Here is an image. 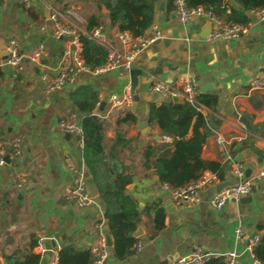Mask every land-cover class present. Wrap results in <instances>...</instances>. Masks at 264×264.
<instances>
[{
    "label": "crops",
    "instance_id": "1",
    "mask_svg": "<svg viewBox=\"0 0 264 264\" xmlns=\"http://www.w3.org/2000/svg\"><path fill=\"white\" fill-rule=\"evenodd\" d=\"M50 1L60 9L72 7L84 27L88 18L95 16L105 38L120 46L113 36L117 28L110 26L108 10L99 0ZM167 1L156 0L154 22L161 30V38L134 59L132 68L142 71L135 88L139 102L135 111L129 109L135 115L134 121L126 123L120 121L126 109L109 111L108 99L125 89L130 92L129 70L115 69L95 76L82 72L63 89L47 92L42 75L49 79L54 74L68 46L67 39L54 37L48 9L41 1L34 0L25 8L21 0H0V57H6L9 37L18 41L23 52L32 51L40 42L46 50L40 64L24 59L18 67L0 66V149L8 158L0 166V264L31 262L40 256L35 249L40 238H45V249L53 243L49 238L55 237L61 247L70 246L75 251L89 249L100 233L105 238L108 235L112 242L104 219V203L84 165L82 148L73 134L59 127L61 119H79L71 93L85 86L97 93L93 113L104 121L105 151L113 156L123 174L130 176L125 192L135 199L140 210L135 230L142 244L140 251L120 260L114 256L111 244L102 264H164L189 254L196 246L216 253L234 250L239 254V264H252L247 238L262 234L264 186L255 185L243 200L230 199L221 208H215L211 199L223 187L238 181L235 164L245 178L264 167V89L250 88L251 79L264 69V20L247 13L245 34L235 39H212L214 25L210 20L198 18L183 23L174 9L166 10ZM161 2L163 10H159ZM225 2L233 5L232 0ZM180 76L195 78L200 93L216 99L202 113L218 126L199 127L201 133L210 130L200 158L217 164L221 177L198 189L197 201L192 203H176L155 171V161L161 156L170 158L173 144L181 136L162 134L155 123L148 121L151 105L170 101L150 91L149 86L157 80L174 81ZM240 117L252 130L244 126ZM194 122L193 119L184 138L192 136ZM16 139L20 155L11 158ZM66 157L85 170L86 186L96 200L95 206L81 208L63 197L64 187L72 180ZM202 173L214 172L206 169ZM156 210L162 213L160 229L154 225ZM99 222H103L100 233L96 227ZM237 227L241 236L236 234Z\"/></svg>",
    "mask_w": 264,
    "mask_h": 264
},
{
    "label": "built area",
    "instance_id": "2",
    "mask_svg": "<svg viewBox=\"0 0 264 264\" xmlns=\"http://www.w3.org/2000/svg\"><path fill=\"white\" fill-rule=\"evenodd\" d=\"M34 0H21L25 8H29ZM48 9V20L51 23L53 35L56 38H66L68 46L64 49L55 67L54 74L47 79L42 75L44 80V89L47 92H56L67 84L73 83L75 78L82 72H87L92 75H100L111 70L120 69L128 71L132 68L136 55L149 44L161 38V30L156 22H153L142 36H133L127 30L116 29L114 31V38L119 42L120 46L116 47L105 38L103 26L99 25L87 31L83 25V21L78 18L72 7L60 9L54 5L50 0H39ZM174 13L177 18L185 23L198 18H205L210 20L214 27L211 32V38L235 39L247 31L248 22L236 23L229 22L218 16L211 8L203 5L188 7L184 0H173ZM229 12V8H226ZM249 14L259 20H264V7L254 8L248 11ZM43 28V27H42ZM81 36H86L102 46L106 52L104 62L94 68H90L84 63L82 58V44ZM6 57H0V66L7 64L10 66H20L24 59L31 61L33 64H40L42 57L46 54L45 46L40 42L35 49L29 52L21 51L18 41L14 37H9L5 43ZM250 88L253 90L264 89V69L262 73L253 77L250 81ZM150 91L157 93L163 99L179 98L203 113L205 105H203L198 96L200 94L199 85L195 78L180 76L174 81L157 80L149 86ZM132 104V96L128 89L122 93H113L108 99L109 111L116 109H130ZM59 127L64 132L73 134L77 138V143L80 148L83 147V136L80 127L79 119L76 117L70 119H61ZM218 142L222 140L218 138ZM20 155V143L16 139L13 141V152L10 154L11 158H17ZM5 158L0 149V166L4 165ZM65 165L71 172V183L66 185L62 191L63 197L81 208H90L96 205L94 196L89 192L86 186V173L82 167L77 166L70 158H65ZM234 175L238 181L234 184L227 185L218 191L211 199V204L215 208H221L228 200H238L242 197L248 196L253 192L255 185L264 186V167L260 169L253 177L245 178L243 171L238 164H235ZM218 180L216 173H202L200 176L182 186L171 187L168 184H163V187L169 192L171 198L176 202H196L198 196V189L205 185L211 184ZM23 179L17 184L21 186ZM96 227L101 232L103 222L97 223ZM237 236L242 235L239 227L236 228ZM260 234H254L247 238L246 249L250 252L252 257V264H264L255 259L253 255V247L258 242ZM53 243L48 249L44 248L45 238H40L35 249L39 253L41 260L47 255L45 264H58L60 244L55 237L49 238ZM141 242L137 241L134 244L133 250L140 251ZM92 257V264H102L108 258V246L106 238L100 233L96 243L89 247ZM45 254V255H44ZM239 254L236 251H228L226 253H216L211 250H204L201 247H194L192 251L185 255L178 257L176 260L166 262L164 264H205L211 258L221 257L226 264H239Z\"/></svg>",
    "mask_w": 264,
    "mask_h": 264
},
{
    "label": "trees",
    "instance_id": "3",
    "mask_svg": "<svg viewBox=\"0 0 264 264\" xmlns=\"http://www.w3.org/2000/svg\"><path fill=\"white\" fill-rule=\"evenodd\" d=\"M188 7L203 5L211 8L218 16L229 22L246 23L250 9L264 7V0H232L229 5L225 0H184ZM108 10L107 18L111 27L127 30L133 36H142L148 27L155 21L156 0H99ZM166 10L174 9L173 0H168ZM238 6V8H236ZM229 8V12L226 8ZM99 20L91 16L86 21L85 29L90 31L99 26ZM82 44V58L90 68L101 65L107 55L106 50L86 36L80 38ZM75 111L79 116V123L83 136L82 159L104 203V219L112 238L113 254L117 259H125L134 252V244L138 241L133 233L139 223L140 210L137 202L125 192L126 185L131 178L123 174V170L115 164L110 153H106L104 146V121L93 113L98 103L97 93L90 86L79 87L71 93ZM199 101L208 108L215 103V97L199 94ZM135 115L129 109L123 112L120 121L131 123ZM192 136L184 138L192 120ZM148 121L155 123L160 132L166 135H178L182 139L174 142L173 154L170 158L161 156L155 161V171L162 182L171 187L182 186L196 179L203 170H211L221 177L218 165L200 158V151L205 136L199 127L213 126L217 122L204 115L191 104L182 101L163 102L160 105H151L148 112ZM208 122V123H207ZM212 122V123H211ZM208 124V125H207ZM150 154L146 151V156ZM154 225L160 229L162 213L156 210ZM262 234L253 247L255 259L264 262V226L260 227ZM17 264L16 261H11ZM40 256H35L31 262L23 264H39ZM58 264H92L89 249L75 251L70 246H63L59 250ZM205 264H226L223 258H211Z\"/></svg>",
    "mask_w": 264,
    "mask_h": 264
},
{
    "label": "water",
    "instance_id": "4",
    "mask_svg": "<svg viewBox=\"0 0 264 264\" xmlns=\"http://www.w3.org/2000/svg\"><path fill=\"white\" fill-rule=\"evenodd\" d=\"M163 8H164V2H161L159 4V10H163ZM236 8H238V6H236ZM141 74H142V71H140L137 68H132V69L129 70L128 75H127V78L130 81V94L132 96V104H131L130 109L132 111L136 110V107H137L138 102H139V96H138V94L135 93V88H136L137 82H138L137 78ZM201 91H203V89H201ZM172 101H174V102H182V100L179 99V98H173ZM240 121L244 124V126L247 129H251L252 130V127H250L249 123L247 122V120L245 118L240 117ZM5 161L8 162V158L7 157L5 158ZM220 186L223 187L225 185L221 184ZM243 199L244 198H241V200H243ZM97 200H99V199L97 198ZM134 236L135 237L139 236V232L136 231L134 233ZM106 244H107L108 247L111 246V244H112L111 239H110V237L108 235L106 236ZM49 247H50V245H47L46 248L48 249ZM46 259H47V255H45V257L42 259L41 264H45L46 263ZM253 264H258V263H253Z\"/></svg>",
    "mask_w": 264,
    "mask_h": 264
}]
</instances>
